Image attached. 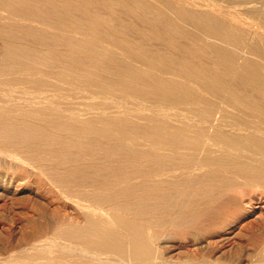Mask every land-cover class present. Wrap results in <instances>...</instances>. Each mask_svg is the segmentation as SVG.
I'll use <instances>...</instances> for the list:
<instances>
[{
    "label": "bare ground",
    "instance_id": "obj_1",
    "mask_svg": "<svg viewBox=\"0 0 264 264\" xmlns=\"http://www.w3.org/2000/svg\"><path fill=\"white\" fill-rule=\"evenodd\" d=\"M26 132L60 143H30ZM3 147L7 169L30 159L24 185L54 204L75 194L79 214L53 223V237H23L0 264H234L173 260L179 212L160 206L187 199L191 221L227 231L225 244L234 222L222 204L245 201L236 182L264 189V0H0ZM15 169L0 186L22 175Z\"/></svg>",
    "mask_w": 264,
    "mask_h": 264
},
{
    "label": "rangeland",
    "instance_id": "obj_2",
    "mask_svg": "<svg viewBox=\"0 0 264 264\" xmlns=\"http://www.w3.org/2000/svg\"><path fill=\"white\" fill-rule=\"evenodd\" d=\"M239 6H238V9H239ZM246 15H248V17L250 15V18H258L257 15L255 17L254 14H253L254 16H252V14H246ZM33 133H34V135H36V134L37 135H36V137L33 135L34 138L32 139L31 135ZM33 133L32 132H30V133L26 132V135L29 134V136L28 135L27 136L29 138H31L30 140L28 139V141H31L30 143H33L32 141H37V143H41V141H42V142L45 143L46 141L49 140V138H51V139L46 144L50 143V144L53 145L56 142H57L56 144L60 143L59 138L55 137L54 135H52V136H46L45 135L44 136V135L41 134L42 135L41 136V135H39L40 133H36V134H35V132H33ZM46 137H47L48 140L46 139ZM26 140H27V138H26ZM43 140H45V141H43ZM35 143L36 142H34V144ZM6 149H8V148L3 147V149L0 150V152H2L0 154H3V151L6 150ZM5 152H7V151H5ZM3 155H0V156H3ZM13 155H16V154L13 153ZM8 156H9V159H8ZM21 156H18V158H21L22 160L23 159H25V160L27 159V162L23 161V162H26V163L22 162L23 164H25V167H24L23 164H20L21 166L18 164V165H16V167H10V166H8V167L11 170L16 168L15 170H13V171H16V172L18 170H20L17 173L22 174V175H18V176L15 175L17 178L14 179L12 184H8L5 188L3 186H0V256H1L0 258H6V256H9L14 251L19 250V248H20L19 245L25 244V243H23V242H25V240H28L26 242H33V240L35 241L37 238L38 239H42V237L44 235H45L44 237H53L54 236V235H52L53 234V229H52L51 226H53L54 224H56L54 226H61L65 222L67 224L73 223L75 221V218L79 214L78 213V208L75 206V204L73 202L74 200H72V199H74L72 197V195H75V194L67 193V197H65V195H60L61 196V199H60L59 194L56 193L55 195L56 196L58 195L57 197H59V200L54 204L51 201V197H49L50 196L49 192H46V191H43V190L41 192H40V190H38L39 191L38 192L36 190V189H38L36 185H35V188H34L35 190L34 189L31 190L30 188L27 187V185H24L25 184V181H23V179L25 177L24 176L25 175L24 174V171H25L24 169L27 168L26 166L32 165V163H31V161L29 162V160H30L29 158H26L25 156H22V157ZM41 156L45 157L44 155H41ZM5 157H6V160L14 161V160H12L13 157L10 155V152H7V154L5 153ZM10 157H12V158H10ZM3 159H5V158H3ZM1 163L5 164V162L4 163H3V161L0 162V169H1V171H0L1 172L0 173V185H3V183L5 181L4 180V176H5L4 174H5L6 170H10V169L9 168L7 169V165L8 164H6V166H5V165H2ZM17 166L22 167V168H18ZM1 167L2 168L5 167V168L2 169ZM23 167H24V169H23ZM10 173H12V171ZM11 176H10V174H7L8 182H10ZM241 180L242 179H240V181ZM238 181H239V179H238ZM243 181L244 180H242L240 183L238 182L239 186L237 185L238 183L236 182V186H237V188L238 187L239 188L238 189L236 188L237 191L234 190L233 191L234 194H232V195L236 196L237 199H240V197H241L240 195L245 194V195H243V200H245V201H243V204L245 203V205L242 204V206H241V204H240L238 209L236 208L237 206H235L234 207L235 212H234L233 211L234 209H232L233 208L232 204L230 206H228L227 208H225V206L228 205V204H226V202H228V201H226V199H224L226 202H224V203L222 202L224 204V205L222 204V206L224 208L221 206L222 207L221 211L223 210V212L222 213L220 212V214H221L220 217L222 218V220H224L227 223L234 222V227L231 229V232L228 230L230 232L229 236H231V238H233V239L230 242H226L225 241V244H224L223 241L220 242L219 236L227 234V231L222 233V234L221 233L217 234V232H218L217 231V232H214L213 233L214 235H213L212 233H209V232L207 233L205 230H203V228H201V226H200L201 225L200 223H198L199 225H197L196 221H195V223L193 221H191L190 212H188L186 210V207L184 206V203L187 201V199H183L182 201H180V204H179L178 207H175L173 205H167V204L160 206V211L163 212V213H168V214H173L174 215L175 213L179 212V214L174 216L172 227H171V229L168 230L169 233H170V237H171L169 239L170 242L168 241L169 245L178 247V245L183 244L182 245V251L178 255H177V253L180 252L179 250H176V249H170L169 250L170 253L168 255L171 256L173 258V260L185 259L187 256H194L195 255V256H205L208 259L210 257H212V258L213 257H215V258H222L223 257L222 258L223 260L233 261V262H235L234 264H259V260L262 258V255H263L262 252L260 251V249L261 248L263 249V246H262L263 242L262 241H264V236H263L264 235V233H263L264 224L263 225H260V224L264 223L263 222L264 221V216L261 217V219L263 218L262 219L263 221L260 218H257V216L259 215L260 211H262V209H264V189L262 190L261 187L259 189L258 187H255L253 184L250 185L249 182L245 183V181L244 182ZM241 183H243V184H241ZM244 183H245V185H244ZM241 185L244 186V188L240 187ZM235 192H236V194H235ZM68 195H70L69 197L71 199L68 198ZM246 195H247V198H246ZM62 198L66 199L67 201L69 200V201L67 202L66 200H64V201L61 202V200H63ZM248 199H251V202H249ZM191 200L195 201V198H192ZM59 202H61V203H59ZM51 203H53L54 205H52ZM69 205H70V207H69ZM72 205H74V206H72ZM49 207H50V209H49ZM58 207H59V209L60 208L61 209L63 208V209L62 210L60 209L59 212H58V210H57ZM249 208H251V209H249ZM227 209H229L231 214L229 213V211ZM45 210L46 211L48 210L47 211L48 213H50L51 211L54 210V212H56V213H55V215H53L54 212H51V213H53L52 214L53 216L50 215L51 214L50 213L49 215L52 216V218L49 220L48 218H50V216L47 215L48 213ZM68 210H70V213H69ZM225 210H227L228 212L225 211ZM239 210L252 211L253 213H251L247 218H240V215H241L242 211L239 212ZM42 212H44V214L45 213L46 214L41 217V215L43 214ZM65 212H67V213H65ZM73 213L74 214L77 213V214L74 215ZM64 214H66V216H69V217H71L70 214L71 215L73 214L72 217H73L74 220L73 219L71 220L72 217L70 219H69V217L68 218L67 217L63 218V216L65 217ZM57 215H58V217H57ZM55 216L57 217V221H56ZM43 217L44 218L46 217V218L42 219ZM61 217H62V220H60ZM32 218H34V219H32ZM52 219L53 220L55 219V220L53 221ZM48 220H49V222H48ZM256 220H257V222H256ZM61 221H63V223ZM260 221H262V222H260ZM254 222H255V224L253 226ZM45 223H47L45 227H47L49 230L47 228L44 229ZM66 223H65V226L67 225ZM191 223H192V226H194V227H191ZM256 223L259 226H262V228L259 227L258 225H256ZM48 224H51V225H48ZM58 224H61V225H58ZM32 226L34 228L36 227V229H34ZM42 226H43V228H42ZM158 228H159V230L160 229L161 230H166L163 226H159ZM259 228L263 229V230L259 231ZM31 229H34V230L32 231ZM41 229H43V230H41ZM218 229L220 230L221 227H219ZM257 229H258V231H257ZM36 230H37V232H36ZM37 233H39L40 235H38ZM46 233H48V234H46ZM26 234H28V235L29 234L30 235L34 234V235H32V236L29 235L28 236ZM49 234H51V236ZM206 234H207V236H206ZM209 234H210V236H209ZM255 235H257V236H255ZM25 236H27V238L28 237L29 238L25 239ZM38 236H40V238ZM22 238L24 239L23 242L21 241V240H23ZM216 240L217 241L219 240L218 242H220V244L221 243H223V244L220 245ZM214 241H216V242L213 243ZM233 241L236 244L233 243ZM181 242H183V243H181ZM208 242H209V244H208ZM210 243H211L212 246L210 245ZM230 243H231V246H229ZM213 244L214 245L217 244L216 245L217 249H216V246H214L215 248H210V247H213ZM219 246H221V247H219ZM215 250H216V252L223 251L224 253L222 252L223 254L220 253L218 255V254H215L216 253ZM218 250H220V251H218ZM5 254H7V255H5ZM225 256H226V258H225ZM262 263H260V264H262Z\"/></svg>",
    "mask_w": 264,
    "mask_h": 264
}]
</instances>
